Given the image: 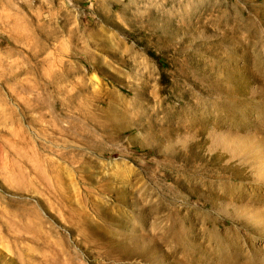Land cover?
Masks as SVG:
<instances>
[{
	"label": "rangeland",
	"instance_id": "rangeland-1",
	"mask_svg": "<svg viewBox=\"0 0 264 264\" xmlns=\"http://www.w3.org/2000/svg\"><path fill=\"white\" fill-rule=\"evenodd\" d=\"M264 264V0H0V264Z\"/></svg>",
	"mask_w": 264,
	"mask_h": 264
},
{
	"label": "bare ground",
	"instance_id": "bare-ground-1",
	"mask_svg": "<svg viewBox=\"0 0 264 264\" xmlns=\"http://www.w3.org/2000/svg\"><path fill=\"white\" fill-rule=\"evenodd\" d=\"M264 262V261H263ZM247 264H252V262L251 261H249Z\"/></svg>",
	"mask_w": 264,
	"mask_h": 264
}]
</instances>
